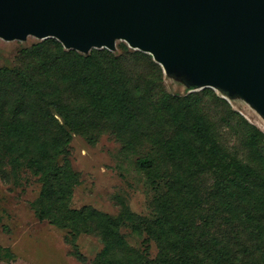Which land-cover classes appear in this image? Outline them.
Instances as JSON below:
<instances>
[{"label":"trees","instance_id":"1","mask_svg":"<svg viewBox=\"0 0 264 264\" xmlns=\"http://www.w3.org/2000/svg\"><path fill=\"white\" fill-rule=\"evenodd\" d=\"M115 50L82 53L47 37L0 67V179L36 178V215L66 230L77 259L79 235L99 239L90 264H264V132L210 89L167 93L149 53ZM106 131L138 151L151 180L166 179L152 219L70 207L79 182L71 136ZM128 218L156 242L154 258L126 242Z\"/></svg>","mask_w":264,"mask_h":264},{"label":"water","instance_id":"2","mask_svg":"<svg viewBox=\"0 0 264 264\" xmlns=\"http://www.w3.org/2000/svg\"><path fill=\"white\" fill-rule=\"evenodd\" d=\"M53 37L66 49L149 53L195 87H227L264 112V0H0V36Z\"/></svg>","mask_w":264,"mask_h":264},{"label":"rangeland","instance_id":"3","mask_svg":"<svg viewBox=\"0 0 264 264\" xmlns=\"http://www.w3.org/2000/svg\"><path fill=\"white\" fill-rule=\"evenodd\" d=\"M43 39L46 38L32 34L23 40L0 36V67L15 66L22 49L30 48ZM120 44L138 50L117 38L116 52ZM189 75L190 71L181 66L175 67L171 73L164 72L166 92L183 97L210 89L264 132V112L251 100L238 93L229 94L227 87H193ZM208 106L214 108L211 104ZM221 116L217 113L216 119ZM224 131L220 128L221 139ZM138 156V151L135 154L129 152L125 142L108 131L92 141L83 135L72 134L68 158L78 173L79 182L74 188L70 207L91 205L113 216L126 210L152 219L155 215L153 200L166 190V179L158 177L151 180L138 168ZM8 178V181L0 179V264H90L101 247L99 239L79 235L76 244L85 260L77 259L65 241L66 230L36 215L33 203L40 189L36 178L27 173H13ZM119 230L129 245L149 258L156 256V242L144 232L142 225L128 218L122 221Z\"/></svg>","mask_w":264,"mask_h":264}]
</instances>
